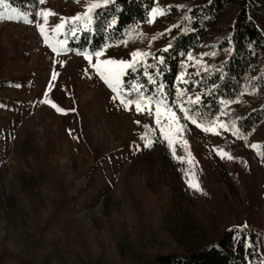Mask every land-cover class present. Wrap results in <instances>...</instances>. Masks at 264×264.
Returning <instances> with one entry per match:
<instances>
[{
    "label": "rangeland",
    "instance_id": "obj_1",
    "mask_svg": "<svg viewBox=\"0 0 264 264\" xmlns=\"http://www.w3.org/2000/svg\"><path fill=\"white\" fill-rule=\"evenodd\" d=\"M103 1L1 7L0 261L11 255L5 264H148L159 254L216 243L232 226L258 232L264 259V122L240 139L227 112L205 126L162 100L137 97V65L144 57L125 70L119 95L94 67L163 48L162 35L195 0H156L146 24L97 58L71 41L89 28L88 7ZM227 10L235 14L233 6ZM41 11L55 13L46 25L51 42L67 40L59 54L40 33ZM88 15L90 22L72 24ZM62 21L68 23L57 35ZM208 45L206 38L190 53L181 81L207 67L214 57ZM121 99L133 103L128 107ZM138 99L148 102L143 111L135 107ZM170 112L176 121L167 118Z\"/></svg>",
    "mask_w": 264,
    "mask_h": 264
},
{
    "label": "trees",
    "instance_id": "obj_2",
    "mask_svg": "<svg viewBox=\"0 0 264 264\" xmlns=\"http://www.w3.org/2000/svg\"><path fill=\"white\" fill-rule=\"evenodd\" d=\"M38 1L5 0V4L17 7ZM196 3L191 2L178 25L162 35L164 47L138 63L135 84L142 93L137 97L162 100L205 126H213L227 112L237 137L246 139L264 122V0ZM155 4L156 0H105L93 9L89 28L71 46L96 53L121 43L147 23ZM231 6L234 15L227 10ZM206 38L214 57L205 69L181 81L190 53ZM130 74L124 77L125 86ZM254 260L264 264L258 232L250 226H232L216 243L186 253L159 254L148 264H254Z\"/></svg>",
    "mask_w": 264,
    "mask_h": 264
},
{
    "label": "snow or ice",
    "instance_id": "obj_3",
    "mask_svg": "<svg viewBox=\"0 0 264 264\" xmlns=\"http://www.w3.org/2000/svg\"><path fill=\"white\" fill-rule=\"evenodd\" d=\"M39 3L43 4L45 3V0H39ZM0 7H7V5L5 4V0H0ZM96 7H99L98 4H91L88 9L87 12L91 13L92 10ZM157 14L156 11L153 12V16H155ZM160 15H163V12L161 11L159 13ZM21 18L25 19L24 15L21 13ZM38 15H40L41 17H43L44 19V25L39 26V30L41 35L44 37V40L46 43H48V46L51 47L53 49L54 52H57V54H59L60 51L64 50V45L67 44V40H60V41H56V43H52L51 42V38L48 35V32L46 30V25L48 23V19L50 16L55 15V13H52L50 11H41L38 13ZM81 20H86L88 22H90L91 20V16H77L72 20V24H76L78 21ZM26 22L28 23H32L31 20H27ZM66 23H68L67 21H62L60 24H58L54 31L57 33V35H59L65 28ZM73 34H75V30L73 29ZM56 44L59 45V48H57ZM164 51H167V49H165ZM101 55H103L102 52H97L95 53V56L98 58ZM133 61L132 62H127V61H116V60H105V61H101L99 64L94 65L97 73L99 74L100 78L104 81V83L110 88L112 89L113 92H116L118 95L121 91V83H122V76L125 74V70L126 69H130V68H134V64L137 61L138 58H142L147 56V53H141V52H134L133 54ZM86 59L89 60V62L91 63L92 61V56L91 55H86L85 56ZM161 63H163V59L160 60ZM57 74H53L52 79L55 80L56 79ZM199 98H197L198 100ZM43 103L45 104H49L51 107H53L57 112H61L64 113V110L59 107L55 102H53L52 100L45 98L43 100ZM121 103H124L126 106L130 107L133 103V101L131 100H123L121 99ZM147 101H141V100H136L135 101V107L137 109V111H143V104H147ZM66 114V113H64ZM160 111L159 108H157L156 111V117H157V124L160 123ZM185 116L186 118L192 119L191 117L187 116V112H185ZM170 121H176V114L174 112H170L169 116L167 117ZM192 123L193 124H197V121L195 119H192ZM219 127L221 128H225L226 126L224 124H220ZM179 131V129H177ZM210 129L205 128V131H209ZM163 131V129H162ZM164 137L165 139L169 140V143H171V139L169 137V133L168 131H164ZM151 146V141H149V145ZM252 147L254 149H257V151H259L260 146L259 145H252ZM262 157H264V152H260L259 153ZM222 156L228 158V159H232L233 157H231L230 155H228L227 153H221ZM191 187L196 188L197 190H199V185L196 183H192L190 184Z\"/></svg>",
    "mask_w": 264,
    "mask_h": 264
}]
</instances>
